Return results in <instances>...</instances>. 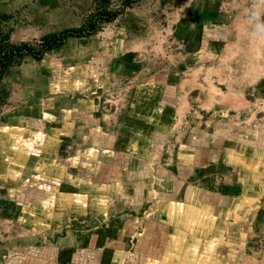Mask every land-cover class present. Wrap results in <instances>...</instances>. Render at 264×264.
I'll list each match as a JSON object with an SVG mask.
<instances>
[{
  "label": "rangeland",
  "instance_id": "1",
  "mask_svg": "<svg viewBox=\"0 0 264 264\" xmlns=\"http://www.w3.org/2000/svg\"><path fill=\"white\" fill-rule=\"evenodd\" d=\"M109 14L117 16L100 21ZM0 19L13 44H31L35 50L47 35L79 30L98 20L94 34L70 37L39 60L16 59L0 80V264L135 263L126 254L136 249L132 238L145 234L146 227L134 219L142 224L148 204L157 203L169 183L165 174L156 180L147 174L140 181L155 188L147 193L133 178L130 171L135 166L130 161L146 154L158 169L164 160L175 166L185 155L187 177L179 182L201 184L218 174V162L190 164L193 148L186 145L211 128L212 115L228 118L224 111L213 114L214 110L237 107L242 112L244 96L252 94L246 107L252 108L254 117L264 112V97L257 95L264 94V76L257 79L255 64L259 50H264V0H0ZM201 40L204 56L197 58L188 50ZM247 47L252 48L251 82L245 81L243 65ZM157 89L170 97L154 98ZM25 112L49 127L59 122L57 131L90 121L111 130L109 135L118 141L102 149L86 148L81 134L61 141L63 156L78 161L91 154L90 160L96 150L104 149L109 165L103 170V164L94 162L98 169H92L91 181L84 186L79 178L83 170L76 165L75 194L68 196L66 187H60L59 197L81 206L88 199L84 190L93 201L106 191L109 203L125 205V218L116 217L120 212L115 208L101 222L97 217L90 227H77L87 234L71 247L56 241L68 228L53 231L52 226L26 225L42 212L23 211ZM237 116L244 120L234 111L230 115ZM201 122L205 130L197 131ZM164 124H171L170 134L163 131ZM120 160L125 165L128 161L130 169L116 165ZM58 180L67 181L66 176Z\"/></svg>",
  "mask_w": 264,
  "mask_h": 264
},
{
  "label": "crops",
  "instance_id": "2",
  "mask_svg": "<svg viewBox=\"0 0 264 264\" xmlns=\"http://www.w3.org/2000/svg\"><path fill=\"white\" fill-rule=\"evenodd\" d=\"M200 42L199 46L188 50L197 58H203L205 51L204 41ZM261 49L255 62L259 67V81L264 76V50ZM244 55L245 81L251 82L252 72L248 73V69L253 64L252 48H245ZM196 64L198 66L201 62ZM159 91L157 89L153 94L154 98L170 97V94H159ZM257 95L264 97V94ZM251 96L252 94L244 96L242 112L237 107L215 109L213 114L224 111L222 115L226 114L228 118L222 117L221 120L212 115L209 131L202 137L194 138L195 142L191 145H186L193 148L194 157L190 164L197 165L205 160L218 162L220 170L211 179L198 185L179 182L178 178L181 179L188 171L187 166L183 168L185 155L180 157L179 162L176 161L175 166H170L167 159L164 160L166 162L158 169L146 154H139L134 161H130L135 166L130 171L133 178L137 179L138 185L142 186V190L146 189L147 193L151 194L155 189L151 183L140 181L147 174L153 180L165 174L164 180L169 183L159 193L160 200L148 204V213L147 216L143 215L146 219L142 224L138 222L139 219H134L138 225L146 228L143 229L145 234L137 233L132 238L136 249L126 254L135 260L132 264H264V112L253 116L252 108L246 107L248 97ZM177 97L175 94L174 98ZM88 98L91 100L93 94ZM233 111L242 114L244 120L238 116L231 118ZM28 113L25 112L27 115L23 120V211L42 213L32 215L30 220L35 218L34 223L28 220L26 225L52 226L53 231L60 227L68 228L66 234L56 241H62L71 247V243H81V239L84 240V235L87 234L86 229L76 230L77 227H90L92 220L97 217L101 222L108 211L115 208V211L120 212L116 217L125 218V205L109 203L106 191L99 192L93 201V195L84 190L88 199L81 206L75 204L74 200L72 203H64L59 197L60 187H66L68 196L75 194L76 165L83 170L79 174L83 186L91 181L89 178L92 169L95 166L98 169L94 162L103 164V170L104 166L109 165L104 149L99 152L96 150L95 156L90 160L88 157L91 154H86L78 161L76 157H65L61 153V141L71 140L81 134L86 148L102 149L109 142L118 141L109 135L111 130L104 128L101 123L90 121L83 125L67 124L63 126L64 129L57 131L59 122L49 127ZM142 113L147 115V111ZM93 115L96 116L94 113ZM175 116L178 117V113ZM177 120L175 118L174 121ZM202 125L203 122L196 124L199 128L197 131L205 130ZM171 130V124L163 125L164 132ZM171 140L169 135L168 142ZM180 147L185 145L181 144ZM123 160L115 161L116 165L119 164L124 171L129 170V162L125 165ZM59 176H66L67 181L60 182ZM100 187L102 188V184ZM139 191L138 189L137 194ZM116 198L117 195L113 196V200ZM53 218L55 223H52ZM77 220L82 221V224Z\"/></svg>",
  "mask_w": 264,
  "mask_h": 264
},
{
  "label": "trees",
  "instance_id": "3",
  "mask_svg": "<svg viewBox=\"0 0 264 264\" xmlns=\"http://www.w3.org/2000/svg\"><path fill=\"white\" fill-rule=\"evenodd\" d=\"M116 16V14H109L107 17L100 18V21H112ZM97 26L98 20L79 30H67L60 34L47 35L42 39L43 43L40 44V49L35 50L31 44H13L10 35L4 33L0 19V80L5 76L16 59L31 56L39 60L47 51L64 45L70 37H84L94 34Z\"/></svg>",
  "mask_w": 264,
  "mask_h": 264
}]
</instances>
